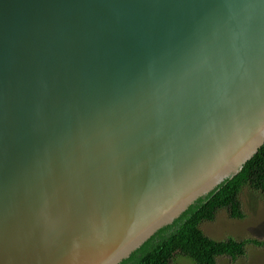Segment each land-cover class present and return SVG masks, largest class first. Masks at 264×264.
I'll return each mask as SVG.
<instances>
[{"label": "water", "instance_id": "95a60500", "mask_svg": "<svg viewBox=\"0 0 264 264\" xmlns=\"http://www.w3.org/2000/svg\"><path fill=\"white\" fill-rule=\"evenodd\" d=\"M264 143V0H0V264H118Z\"/></svg>", "mask_w": 264, "mask_h": 264}, {"label": "trees", "instance_id": "16d2710c", "mask_svg": "<svg viewBox=\"0 0 264 264\" xmlns=\"http://www.w3.org/2000/svg\"><path fill=\"white\" fill-rule=\"evenodd\" d=\"M244 186L264 193V143L233 177L196 198L118 264H168L176 253L189 257L195 264H215L217 256L226 255L234 260L243 255L247 243L258 241L231 237L215 240L204 234L199 225L213 220L221 208L231 217H241L239 193Z\"/></svg>", "mask_w": 264, "mask_h": 264}, {"label": "rangeland", "instance_id": "374dc122", "mask_svg": "<svg viewBox=\"0 0 264 264\" xmlns=\"http://www.w3.org/2000/svg\"><path fill=\"white\" fill-rule=\"evenodd\" d=\"M241 217H231L223 208L216 212L213 220L200 223L204 234L215 240L228 237L234 239H254L245 245V252L232 260L226 255L216 257L215 264H264V193L248 186L242 187L239 193ZM168 264H195L189 257L180 253L174 254Z\"/></svg>", "mask_w": 264, "mask_h": 264}]
</instances>
